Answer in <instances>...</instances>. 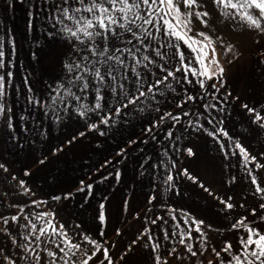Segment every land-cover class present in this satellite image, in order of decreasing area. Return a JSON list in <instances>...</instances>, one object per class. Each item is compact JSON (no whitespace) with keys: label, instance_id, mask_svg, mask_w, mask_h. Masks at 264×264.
Wrapping results in <instances>:
<instances>
[{"label":"snow or ice","instance_id":"6c2138e0","mask_svg":"<svg viewBox=\"0 0 264 264\" xmlns=\"http://www.w3.org/2000/svg\"><path fill=\"white\" fill-rule=\"evenodd\" d=\"M5 3L11 9L17 0ZM28 9V28L39 20L45 38L59 37L63 45L56 54L60 72L53 83L44 85L43 93H37L25 78L27 107L17 114L8 91L14 78L16 37L11 30L0 35V139L7 136V143L22 150L23 133L48 137L51 126L65 119L79 125L60 146L49 149L54 155L63 150L64 143H79L93 132L105 136L138 119L142 124L138 138L145 144L151 139L160 145L161 154L155 161L151 155L142 156L139 173L155 177L150 180L154 191L146 201L156 206L160 187L180 196V177L198 182L188 168H177L169 154L171 148L195 156L193 146H175L180 137L174 129L206 134L217 143L224 159L230 155L243 158L254 203L246 214H239L235 210L245 208L247 201L216 195L200 185L217 202L216 215L223 213L225 220L231 215L227 223L233 230L243 229V235L233 233L235 243L225 237L211 248L213 260L198 264H264V147L254 154L225 126L221 114L227 101L239 98L223 88L224 68L217 49L231 54L233 45L225 43L212 20L214 12L222 23L231 22L255 35L254 43L262 49L258 56L264 60V0H29ZM168 96L171 104L162 105L160 98ZM239 107L247 114L249 127L255 125L264 131V105L241 103ZM37 113L49 120L47 126L38 121ZM136 143L129 137L116 153L117 161L127 146ZM47 159L45 156L39 163L43 165ZM110 164L112 160L106 157L100 168ZM29 175L23 170V177ZM0 176L13 181V190L29 198L8 205L14 214L0 212V237L7 241V245L0 243V264H130L128 257L141 245L148 249L146 264H185L186 259H194L209 247L213 235V224L207 217L166 202L163 214L152 212L148 216L151 209L147 207L135 213L145 219L124 251L114 256L116 241L104 239L105 228L99 227L107 226L105 201L109 197L101 196L98 202L96 235L62 215L74 192L94 195L92 182L80 179L74 189L36 199L26 180L10 171L7 161H0ZM109 176L119 181L123 172L113 168L107 175L100 173V180L107 181ZM236 180L232 176L230 182ZM128 206L129 201L122 200L123 210ZM113 231L120 237L126 229L114 227Z\"/></svg>","mask_w":264,"mask_h":264},{"label":"crops","instance_id":"0c3cea01","mask_svg":"<svg viewBox=\"0 0 264 264\" xmlns=\"http://www.w3.org/2000/svg\"><path fill=\"white\" fill-rule=\"evenodd\" d=\"M28 4L29 0H22V2L17 0L13 8L7 9L5 0H0V35L6 30H11V34L16 37V54L13 57L14 67L12 68L14 78L8 86V91L17 114L27 107L25 102L27 85L24 79L27 78L37 93H43L44 85L53 83L60 72L56 54L63 48L59 37L57 40L45 38L46 34L42 32L39 20L32 28H28ZM212 20L225 43L233 45L231 54L222 53L219 48L217 49L221 66L224 68L223 88L231 92L233 97L239 98L238 100L229 99L221 115L227 129L233 134H238L242 142L256 154L264 147V131L257 130L255 125L248 126L247 114L243 113L239 104L249 103L251 105L259 102V105H264V60L258 56L262 49L254 43L256 36L246 29L231 22L222 23L217 20L214 12ZM261 44L264 45V41H261ZM219 79L221 77H217V80ZM218 95H223V93H218ZM160 102L162 105L171 104V97L168 96L166 99L162 97ZM164 110L172 111L173 109L165 107ZM36 116L39 122L45 126L48 125L49 120L40 116L39 113ZM29 127H32L31 122ZM77 127L79 125L65 119L62 124L51 126L48 137L38 136L34 132L23 133L24 139L20 141L23 144L22 150L7 143V136H3L0 139V161H7L10 171L26 180L28 187L36 194L34 197L36 199L44 198L45 194H62L61 189H74L80 179L92 182L95 189L94 195L87 196V192H74L73 197L65 202L62 215L70 221L75 220L77 223H82L83 228L91 230L93 235H96L99 225L95 219L98 202L101 196L109 197V200L105 201L108 223L106 227L104 225H99V227L105 228L104 239L116 241L117 249L113 253L114 256L124 251L145 219L144 216L137 217L135 213L147 207L151 209L147 213L148 216H151L152 212L163 214V203L166 202L191 208L198 215L207 217V220L213 224V235L209 241V247L204 252L198 253L194 259H186L185 264H198L201 260H213L212 247H216L225 237L235 243L233 233L236 236L243 235V229L230 228L227 222L231 221V215L226 220L223 218V213L220 216L216 215L219 211L217 202L208 197L200 187L203 184L204 188H208L214 194L233 196L240 203L247 201L245 208L235 210L239 214H246V209L250 208L254 200L242 157L230 155L228 159H224L217 143L206 134L184 132L179 127L175 128V135L180 137L175 146L179 149L193 146L195 156L188 157L185 152H173L171 148H169V154L175 159L177 168H188L193 175L197 176L198 182L194 183L180 177L177 180L181 189L180 196L165 192L163 187H160L158 190L160 201L154 206L147 204L146 196L154 191L150 180H155V177L151 173H146L141 177L139 173L142 171L140 168V163L143 162L142 156L151 155L155 161L161 154L160 145L148 139L147 134H144V139H148L146 144L138 138L142 128L140 120L133 119L130 124L125 125L119 131L106 133L105 136H99L95 132L90 135L86 134L85 137L80 138L79 143H64L62 151L51 154L49 149L60 146L61 142L65 141ZM80 130L83 131V128ZM129 137L137 143L135 146H127L125 153L117 161L116 153L119 148L125 147V142ZM164 146L168 147L167 143ZM45 156L48 159L41 165L39 161ZM106 157L112 160V164L100 168ZM248 167L253 166L249 164ZM113 168L122 170V179L116 181L109 176L107 181H101L100 173L107 175ZM25 169L30 172L28 177H23ZM97 169L100 171L97 172ZM253 171L258 170L253 168ZM232 176L237 177L234 183L230 182ZM13 189H15V183L10 179L5 181L4 177L0 176V197L3 198L0 200V212L5 215L14 214L8 211L9 204L27 202L29 199ZM122 200L129 201L127 211L123 210ZM247 214L250 215V213ZM114 227H120L126 231L122 236L116 237ZM12 228H15V224ZM217 229L218 232L215 231ZM0 243L7 245L3 237H0ZM221 255L223 256L224 253ZM148 259V249H143L142 245L128 257L130 264H146ZM213 264L216 262L213 261Z\"/></svg>","mask_w":264,"mask_h":264}]
</instances>
